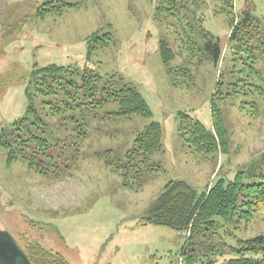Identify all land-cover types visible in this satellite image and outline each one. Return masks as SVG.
<instances>
[{"label":"rangeland","instance_id":"374dc122","mask_svg":"<svg viewBox=\"0 0 264 264\" xmlns=\"http://www.w3.org/2000/svg\"><path fill=\"white\" fill-rule=\"evenodd\" d=\"M50 1L76 6H64L62 15L48 14L43 5ZM198 5H189L196 17L194 33L198 37L205 30L220 42L224 56L218 64L190 50L189 26L185 37L178 19L159 16V0H0V136L25 116L32 72L49 65L74 69L76 75L66 77L77 83L89 73L111 80L117 89L130 86L152 111L151 118L134 114L107 120V125L104 116L112 111L110 106L94 111L78 159L62 172L40 174L21 160L9 164L7 151L0 147V229L22 249L27 242L37 243L70 264H183L186 235L147 223L165 186L185 182L201 193L241 171L246 184L259 181L251 175L258 174L264 153V98L253 94L252 87L258 77L243 61L230 68L224 6L218 0H198ZM248 8L264 29V0L234 1L236 16ZM95 34L99 37L93 43ZM163 40L176 54L168 66L159 53ZM240 55L244 57L241 52L235 58ZM169 69L179 86L172 84ZM220 81L231 89L221 104L230 146L227 154L219 150L199 157L180 136L178 114L185 112L212 130L211 105ZM234 84L239 94H232ZM65 88L74 97L79 93L75 87ZM77 102L85 108L81 94ZM83 112L68 107L61 118L65 123L70 118L81 121ZM152 122L163 130L162 149L149 160L156 171L141 191L126 190L112 165L125 160L133 141ZM234 232L242 238L264 235V213L246 232Z\"/></svg>","mask_w":264,"mask_h":264},{"label":"trees","instance_id":"16d2710c","mask_svg":"<svg viewBox=\"0 0 264 264\" xmlns=\"http://www.w3.org/2000/svg\"><path fill=\"white\" fill-rule=\"evenodd\" d=\"M218 1L224 6L222 14L229 20L228 50L233 55L230 68L239 67L240 61H243L244 66H251L258 77V84L252 86L256 89L253 94L258 93L264 98V29L261 22L252 15L250 8L236 16L235 0ZM56 2L45 3L43 6L47 8L44 12L62 15L64 6H76L56 5ZM189 5L199 8L198 0H159V16L178 19L182 23L185 37V26L188 25L192 32L188 41L190 50L202 52L203 58L218 64L224 56L223 48L205 30L197 37L192 26L196 17L193 18ZM98 37L95 34L91 38L93 43ZM241 52L244 57L240 55L239 59L235 58ZM159 53L166 66L175 60L176 54L167 40L161 41ZM180 70L187 71L182 68ZM74 74V69L57 65L36 68L32 72L26 114L13 125L7 135L0 136V147L7 151L9 164L21 160L40 174L51 172L52 169L62 172L65 165L76 162L81 143L89 138L90 115L108 105L112 111L105 113L104 125L134 114L152 117L148 103L134 88L125 86L117 89L111 80L104 81L89 73L80 76V83L67 79L66 76L72 78ZM174 74L175 71L169 69L172 84L179 86L175 84L177 80ZM65 87H75L79 93L74 97ZM229 87L230 84L225 86L220 81L214 94L211 105L212 130L185 112L178 114V131L193 155L202 157L219 150L222 154L228 153L231 137L225 125L221 104L231 96ZM232 87V94H239L238 86L234 84ZM78 94H81L84 109L77 102ZM68 107L73 111L76 108L81 109V112L86 110V114L83 112L81 121L70 118L69 123H65L61 117L68 112ZM162 139L161 124L152 122L133 141L125 160L112 165L113 171L121 176L126 190L141 191L147 183V177L156 171L149 165V160L162 149ZM63 148H69L70 152L61 153ZM67 157L68 162L65 160ZM70 157L73 160L70 161ZM100 158L103 156L100 155ZM261 164L258 174L254 171L251 174L252 178L259 179L257 183L246 184L242 171L232 180L219 179L201 193L185 182L168 183L159 200L152 206L147 223L169 227L186 235L183 264H195L199 258L201 264H264V235L242 238L234 232H246L252 221L264 213V153ZM23 250L31 264H70L62 255L54 254L37 243L27 242Z\"/></svg>","mask_w":264,"mask_h":264},{"label":"water","instance_id":"95a60500","mask_svg":"<svg viewBox=\"0 0 264 264\" xmlns=\"http://www.w3.org/2000/svg\"><path fill=\"white\" fill-rule=\"evenodd\" d=\"M0 264H31L17 241L3 230H0Z\"/></svg>","mask_w":264,"mask_h":264}]
</instances>
